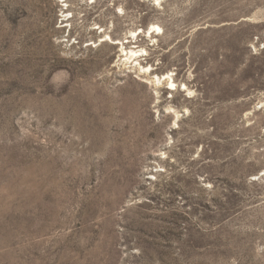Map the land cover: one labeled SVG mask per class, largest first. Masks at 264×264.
Instances as JSON below:
<instances>
[{
	"label": "rangeland",
	"instance_id": "rangeland-1",
	"mask_svg": "<svg viewBox=\"0 0 264 264\" xmlns=\"http://www.w3.org/2000/svg\"><path fill=\"white\" fill-rule=\"evenodd\" d=\"M0 264H264V0H0Z\"/></svg>",
	"mask_w": 264,
	"mask_h": 264
},
{
	"label": "bare ground",
	"instance_id": "bare-ground-1",
	"mask_svg": "<svg viewBox=\"0 0 264 264\" xmlns=\"http://www.w3.org/2000/svg\"><path fill=\"white\" fill-rule=\"evenodd\" d=\"M158 28H160V27H158ZM111 39V38H110ZM130 54L131 55H134L135 54V51H131V53H126V55L129 57L130 56ZM170 76V75H169ZM164 77H166V76H164ZM168 78V77H167ZM171 78V77H170ZM163 79V78H162ZM165 79V78H164ZM172 82V81H171ZM176 84L173 82V86H175ZM173 88V87H172Z\"/></svg>",
	"mask_w": 264,
	"mask_h": 264
}]
</instances>
